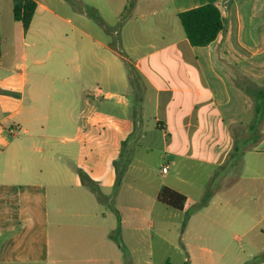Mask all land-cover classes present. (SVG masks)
Segmentation results:
<instances>
[{"label": "crops", "instance_id": "0c3cea01", "mask_svg": "<svg viewBox=\"0 0 264 264\" xmlns=\"http://www.w3.org/2000/svg\"><path fill=\"white\" fill-rule=\"evenodd\" d=\"M35 1L29 50L13 68L0 50V264H152V243L159 264H196L190 243L222 242L210 223L244 214L208 187L260 190L264 0H123L108 20L97 9L95 31L81 0ZM209 3L225 27L192 46L178 15ZM134 145L160 150L162 165L136 159ZM164 187L187 197L183 211L157 200ZM136 193L150 204L136 206Z\"/></svg>", "mask_w": 264, "mask_h": 264}, {"label": "rangeland", "instance_id": "374dc122", "mask_svg": "<svg viewBox=\"0 0 264 264\" xmlns=\"http://www.w3.org/2000/svg\"><path fill=\"white\" fill-rule=\"evenodd\" d=\"M64 1L74 3L73 0ZM122 2L123 0H81V8L86 7V9H88V29L90 28V30L95 31L96 27H99L102 24L101 18L103 16L107 20L111 17V10L109 7H120ZM11 3V0H0V50L3 56L4 64L9 68H13L14 66L16 50L18 52L22 49L29 50L27 42H30L29 39L25 38V31L23 30L21 24L17 23L13 18V8ZM76 3L78 6L77 8H79V1ZM97 9L99 10V15H102V17L98 16ZM65 28L67 31L71 29L68 24H65ZM15 75L18 77L19 73L16 72ZM5 76L6 72L0 70V79ZM4 135H6L5 140L11 138L9 133H5ZM53 138L57 140L56 142L59 144L58 147H60V151L56 156H61V158L65 159L61 147L63 137L58 136ZM0 144L2 143L0 142ZM43 145L44 144L41 142L38 143V146L43 147ZM133 147L135 148L136 159L143 156L142 158L150 161L153 166L159 164L162 165L163 159L160 156V150L156 148L137 147L136 145ZM44 150H47V148H44ZM42 153L43 152H39L40 155ZM38 160H42L40 156H38ZM39 169H42L41 165ZM257 184V187H260V190H257V192L253 190L249 181H244L242 185H238L233 188L239 189L240 192L231 190L228 194H225V192L221 191V189H218L219 185L217 183L211 184L210 187H208L210 189L208 194L214 195L215 197H225L226 199L230 198L231 200L239 199V207L244 209V214L240 218H232L231 225L220 220L215 221L213 224L210 223L212 230H214V234L224 232L222 242L215 239L214 242L208 241V243H190L191 246L189 250L197 256L196 264H257L258 260L264 256V171L261 172V177ZM241 187L244 190H241ZM147 198L145 197L142 199L136 193V206H148L150 204V200ZM255 204L259 206L255 208ZM104 205L106 204L104 203ZM61 206V201H58L56 196L52 194L50 198L49 210L51 212V232L55 236H57V232L61 233V230L58 231L60 227L57 225V220H61L62 218L59 216L58 212V209L59 207L61 208ZM160 207H163L162 209H165L166 211H172L168 210L169 208L165 206ZM154 218H157V213ZM165 218L166 220H169L167 216H165ZM173 220L175 221V219H170V221ZM144 227L145 236L147 237L146 231L151 232V230L147 225ZM165 231L169 236L173 237L181 234L180 231H176L171 224L165 226ZM193 234L194 233L191 232L190 235ZM234 237H236L235 240ZM152 244V248L154 247L152 264H159L162 262L164 254L163 247L159 243ZM56 264L65 263L60 261Z\"/></svg>", "mask_w": 264, "mask_h": 264}, {"label": "trees", "instance_id": "16d2710c", "mask_svg": "<svg viewBox=\"0 0 264 264\" xmlns=\"http://www.w3.org/2000/svg\"><path fill=\"white\" fill-rule=\"evenodd\" d=\"M12 5L14 20L21 23L24 31L27 32L36 14L37 2L35 0H12ZM178 17L190 44L196 47H204L214 42L225 27V19L222 11L215 3H209L181 12ZM157 200L169 208L183 211L187 197L174 189L164 187L159 192ZM260 262H264V256L257 263ZM164 264L173 263L167 260ZM183 264H189V262L187 261Z\"/></svg>", "mask_w": 264, "mask_h": 264}, {"label": "built area", "instance_id": "2783aa9c", "mask_svg": "<svg viewBox=\"0 0 264 264\" xmlns=\"http://www.w3.org/2000/svg\"><path fill=\"white\" fill-rule=\"evenodd\" d=\"M168 171L167 166L163 168V172L166 173Z\"/></svg>", "mask_w": 264, "mask_h": 264}]
</instances>
